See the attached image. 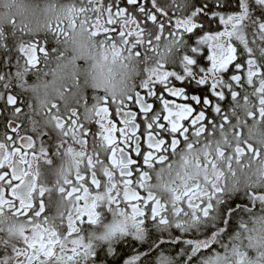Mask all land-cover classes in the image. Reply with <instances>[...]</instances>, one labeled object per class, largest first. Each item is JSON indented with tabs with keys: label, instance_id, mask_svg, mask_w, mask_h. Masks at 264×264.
Listing matches in <instances>:
<instances>
[{
	"label": "snow or ice",
	"instance_id": "6c2138e0",
	"mask_svg": "<svg viewBox=\"0 0 264 264\" xmlns=\"http://www.w3.org/2000/svg\"><path fill=\"white\" fill-rule=\"evenodd\" d=\"M0 264H264V0H0Z\"/></svg>",
	"mask_w": 264,
	"mask_h": 264
}]
</instances>
